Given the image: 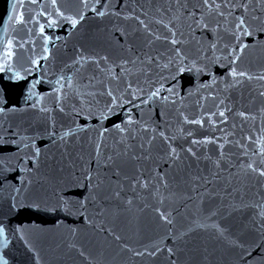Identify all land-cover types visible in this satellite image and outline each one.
Wrapping results in <instances>:
<instances>
[{
  "label": "water",
  "instance_id": "obj_1",
  "mask_svg": "<svg viewBox=\"0 0 264 264\" xmlns=\"http://www.w3.org/2000/svg\"><path fill=\"white\" fill-rule=\"evenodd\" d=\"M216 3L0 0V262L264 264V0Z\"/></svg>",
  "mask_w": 264,
  "mask_h": 264
},
{
  "label": "snow or ice",
  "instance_id": "obj_2",
  "mask_svg": "<svg viewBox=\"0 0 264 264\" xmlns=\"http://www.w3.org/2000/svg\"><path fill=\"white\" fill-rule=\"evenodd\" d=\"M52 2H53V5H55V0H52ZM203 6L205 8H208L210 11L213 9V6H214L215 10L217 11V14L218 15H223V12L220 11L221 5L218 4V3H216V0H203ZM228 6L229 5H227V4L224 5V7H228ZM233 7H244L245 10L247 9V6L246 5H234ZM100 15H104V13H100ZM81 18H83V17H81ZM17 19L22 21L23 18H22V16H18ZM68 19H69L70 23L72 24V26L75 27L76 24H77V21L75 19H71L70 17ZM237 20H238V23L236 24V28L237 29H241L242 26L244 25L245 21L241 17H238ZM141 23H143V22L141 21ZM196 23L197 24H200V21H196ZM203 26L205 28L207 27V25H203ZM165 27H167V26L165 25ZM174 35H175V33H173V36ZM244 35H250V33L246 29H244ZM156 38L159 39L160 37H156ZM237 39H239V37H237ZM171 43L173 45H176V44L179 43V41H177L176 39H172L171 40ZM7 47L11 48V43H9V45ZM213 47H215V45H213ZM241 47H245V46L244 45H241ZM176 54H177V56H179L180 55V51L177 50ZM11 55H12V53H11V51H9L7 53V56L8 57H11ZM32 63L35 64L36 61L34 60V61H32ZM233 63H235V61H233ZM181 71H183V69H181ZM231 75H233V76L237 75L235 69H233ZM238 75L244 76L245 73L244 72H240V73H238ZM109 95H111V93H109ZM156 95H157V92H153L152 93V96H156ZM165 99H167V98L165 97ZM113 102H115V98H113ZM220 115L223 116V113L221 112ZM241 115H243V114H241ZM131 122H132L131 120L128 121V123H131ZM191 122L192 123H200V121H198V120L197 121H191ZM115 127L117 129H120V125H116ZM174 151L175 150L173 149V152ZM249 167H251V165H249ZM260 175L261 176H264V171L260 172ZM3 234H4V229L2 227H0V236H2ZM0 264H6V262H0Z\"/></svg>",
  "mask_w": 264,
  "mask_h": 264
}]
</instances>
